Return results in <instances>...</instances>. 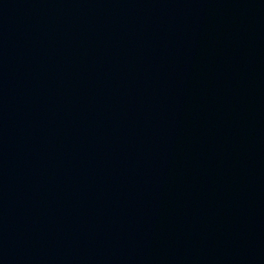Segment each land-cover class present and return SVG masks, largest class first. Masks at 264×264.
<instances>
[{
	"label": "water",
	"instance_id": "95a60500",
	"mask_svg": "<svg viewBox=\"0 0 264 264\" xmlns=\"http://www.w3.org/2000/svg\"><path fill=\"white\" fill-rule=\"evenodd\" d=\"M0 264H264V0H0Z\"/></svg>",
	"mask_w": 264,
	"mask_h": 264
}]
</instances>
